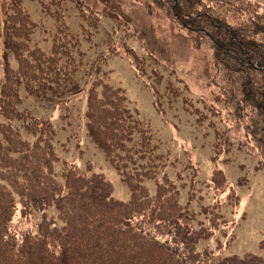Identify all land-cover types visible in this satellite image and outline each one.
<instances>
[{
    "label": "trees",
    "instance_id": "16d2710c",
    "mask_svg": "<svg viewBox=\"0 0 264 264\" xmlns=\"http://www.w3.org/2000/svg\"><path fill=\"white\" fill-rule=\"evenodd\" d=\"M26 1L10 0L2 17L0 264H264V257L250 252L225 256L221 249L197 250L226 223L218 203L198 202L193 208L191 194L181 202L188 186L184 175H178L180 184L170 176L167 166L175 162L160 151L161 141L124 90L104 75L87 89V127L128 185L130 198L116 199L113 183L89 162L82 167L64 160L57 168V127L52 118L22 105L23 92L38 97L72 81L85 63L82 40L91 38L100 16L86 0H29L54 20L45 46L34 39L39 23ZM148 3L194 33L193 49L212 51L210 77L197 97L184 96L182 79L164 83L161 75L165 90L182 98L183 109L195 115L205 135L213 133L214 157L246 152L264 169V11L258 1ZM70 5L87 23L85 33H74L67 22ZM152 78L148 87L156 98L161 88L158 76ZM154 103L165 112L157 99ZM189 162L184 170L192 167L196 178L198 167ZM51 206L56 211L49 214Z\"/></svg>",
    "mask_w": 264,
    "mask_h": 264
},
{
    "label": "rangeland",
    "instance_id": "374dc122",
    "mask_svg": "<svg viewBox=\"0 0 264 264\" xmlns=\"http://www.w3.org/2000/svg\"><path fill=\"white\" fill-rule=\"evenodd\" d=\"M9 1L0 0V55L4 45L2 17ZM86 1L98 10L100 19L97 30L90 34L91 41L82 40L86 50L82 70L71 83L38 97L23 92L22 105L38 116L51 117L57 127V168L64 158L83 167L91 162L93 171L104 173L113 183L116 199L130 198L128 185L106 159L87 127V89L95 77L104 75L111 84L124 90L131 107L148 121L161 141L160 151L167 152L175 162L167 166L170 176L180 184L178 175H184L188 186L182 189L181 202L185 203L191 194L193 208L199 207L198 202L218 203L226 223L222 229L213 230L210 237L203 238L197 250L208 247L214 251L221 249L225 256L250 252L264 257V169H257V158L246 152L232 150L214 157L213 133L205 135L195 115L183 109L182 98H172L175 96L163 84L182 79L187 86L184 96L197 97L202 81L210 77L211 48L193 49L194 33L165 12L152 8L150 0ZM257 1L264 11V0ZM26 4L39 23L34 39L49 46L55 31L53 18L44 15L36 1L28 0ZM69 8L72 14L67 22L72 31L85 33L87 23L72 5ZM154 74L161 88L156 98L148 87L154 84ZM156 99L165 112H159L154 103ZM188 161L198 167L196 178L190 174L192 167L184 170ZM146 183L154 192V183L150 180ZM47 210L49 214L56 211L53 206Z\"/></svg>",
    "mask_w": 264,
    "mask_h": 264
}]
</instances>
